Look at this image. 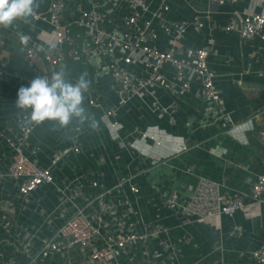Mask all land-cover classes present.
<instances>
[{"label":"crops","instance_id":"obj_1","mask_svg":"<svg viewBox=\"0 0 264 264\" xmlns=\"http://www.w3.org/2000/svg\"><path fill=\"white\" fill-rule=\"evenodd\" d=\"M48 2L35 0L33 9L43 10ZM77 2L83 8L91 6L89 0H65L66 21L78 16L72 10ZM119 6L113 10L110 20L101 22L103 26L114 31L121 29L117 20L123 6ZM168 6L164 13L166 18H190L194 12L210 14V19L199 30L187 25L182 42L188 47L209 42L206 62L214 73V84L221 99L222 116L218 120H213V110L202 98L197 78L193 77L189 88L179 93L154 86L161 105H175L173 123L152 113L148 107L151 98L144 95L117 107L115 119L118 125L111 126L103 112L107 106L115 104L117 97L106 69V57L99 55L78 61L67 59L56 70L63 71L65 81L69 83L79 81L86 72L85 79L89 81L98 106L89 107L86 104L89 95L83 92V121L73 117L67 125H61L58 120L40 122L30 139L40 145L37 160L45 164L50 153L67 143L64 134L68 129L79 127L77 139L81 151L66 157L55 172L56 185L64 178L79 177L83 196L78 198L79 205H83L89 196L111 187L118 177L131 176L138 188L136 193L129 192L124 185L113 189L106 197L117 203L113 215L126 213L124 228L128 229L135 221L144 224L159 221L168 227L163 238L175 244L183 263L253 264L248 251L264 243V206L259 215L249 219L239 212L232 217L222 216L217 229L202 222L179 226L180 218L166 210L162 201L167 193L173 192L179 203H185L199 177L223 182L221 193L236 192L246 199L244 195L251 183L264 174V118L260 113L264 107V76L255 72L264 66V42L258 36L242 39L235 30L222 28L229 16L238 20L245 12L257 10L259 6L257 0H226L222 4L205 0H169ZM98 10L102 11L103 7ZM153 26L157 29L156 22ZM49 29L47 22L34 20L31 16L18 18L2 29L4 42L0 48V64L7 73L0 79V123L9 121L18 111L26 110L17 107V92L20 86H27L38 77L39 69L24 58V46L29 37L44 39ZM71 29L80 42L86 29L76 24H71ZM155 43L165 48L167 36L160 34ZM163 73L165 80L172 81L170 64L163 65ZM225 118L232 124L222 128ZM8 154L0 139V169L6 166ZM8 180L0 181V206L9 202L14 206L17 219L14 233H33L30 248L35 251L55 226L52 223L61 222L53 217L52 222H41V213L52 210L57 203V189L52 185H40L19 209L21 201ZM128 208L131 212H127ZM67 211L70 212L71 207L67 206ZM104 219L109 223V231L117 229L110 215H105ZM182 236H187L188 240L183 242ZM155 251H158L156 241H148L145 248L129 249L126 255L132 260L122 263L158 264ZM81 256L78 249H72L64 260V256L55 251L38 255L33 264H84ZM7 260L26 263L22 254L2 242L0 264Z\"/></svg>","mask_w":264,"mask_h":264},{"label":"built area","instance_id":"obj_2","mask_svg":"<svg viewBox=\"0 0 264 264\" xmlns=\"http://www.w3.org/2000/svg\"><path fill=\"white\" fill-rule=\"evenodd\" d=\"M89 1L90 8L81 7L79 2L74 4L72 10L78 16L71 21L64 18L65 0H49L45 9H33L31 18L47 22L50 27L44 39L29 37L23 50L24 58L38 67V77H46L51 82L53 73L67 59L78 61L103 55L106 57V69L117 97L115 104L107 106L103 112L111 126L118 125L115 119L117 107L134 97L144 95L151 98L148 107L152 113L158 117H166L168 122L173 123L175 105H161L154 86L160 85L179 93L189 88L193 77L197 78L202 98L213 110V120L222 116L221 99L213 80L214 73L206 62L210 51L209 42L197 47H188L182 42L186 26L191 25L194 30H199L210 19L209 12H194L190 18L175 19L164 16L169 8V0ZM205 1L222 4L226 0ZM257 4V10L245 12L238 20L229 16L222 28L235 30L242 39L258 36L264 42V0H257ZM119 5L123 6L117 20L121 29L114 31L101 22L104 19L110 20V15ZM99 7H103V10H98ZM154 22L157 29L153 26ZM71 24L86 29L80 42L77 34L72 31ZM3 28L0 25V48L4 42L1 33ZM160 34L167 36L165 48H160L155 43ZM166 63L173 68L172 81L165 80L163 65ZM255 72L264 76V66ZM6 73V69L0 64V79ZM82 91L89 95L86 104L97 107V99L90 88ZM31 113L32 109L18 111L9 121L0 123V139L9 151L8 162L0 169V181L9 179L15 196L21 201L18 203L19 209L23 208L22 202L29 200L32 192L40 185L55 186L58 192L57 203L52 210L41 213V222L49 223L52 217L59 218L61 222L52 223L55 226L41 240L39 248L32 251L30 245L34 234L29 231L14 233L17 230V219L15 208L9 202L8 205L0 206L1 244L3 242L10 245L14 252L22 254L26 259L25 264H33L38 255L55 251L64 256L65 260L68 251L72 249L81 252L84 264H124L123 261L132 260V257L126 255L129 249L145 248L146 243L153 240L158 246V251H155L158 264H198L180 261L175 244L162 236L167 234L168 227L159 221L148 224L135 221L126 229L123 219L126 213L113 215L117 203L106 200V197L113 189H120L124 185L129 192L136 193L138 188L131 176L118 177L111 187L89 196L83 205L78 204V198L83 197L79 177L64 178L56 185L55 172L60 164L66 157L81 151L77 139L79 127L69 128L68 133L64 134L67 143L50 153L46 163L41 164L37 160L41 147L30 139L40 122L33 121ZM260 113L264 118V107ZM231 124L230 119L225 118L221 127L226 128ZM223 186V182L217 183L199 177L188 201L181 204L175 194L169 192L163 197L162 204L166 210L180 218L179 226L202 222L219 229V219L222 216L232 217L239 212L249 219L259 215L264 206V174L258 175L251 183L244 195L246 199L236 192L221 193L220 188ZM67 206L71 207L70 212L67 211ZM127 212L131 210L128 208ZM105 215H110L116 224V230L109 231ZM181 240L185 242L188 238L182 236ZM248 255L253 264H264V243L250 249ZM4 264L16 263L7 260Z\"/></svg>","mask_w":264,"mask_h":264},{"label":"clouds","instance_id":"obj_3","mask_svg":"<svg viewBox=\"0 0 264 264\" xmlns=\"http://www.w3.org/2000/svg\"><path fill=\"white\" fill-rule=\"evenodd\" d=\"M35 0H0V25L5 28L18 18L33 15ZM38 7V5H36ZM83 73L75 84L65 81L63 71L53 73L51 82L46 77H36L17 92V107L31 108V119L36 122L58 120L67 125L73 117L84 119L85 99L82 90H87L89 81Z\"/></svg>","mask_w":264,"mask_h":264}]
</instances>
